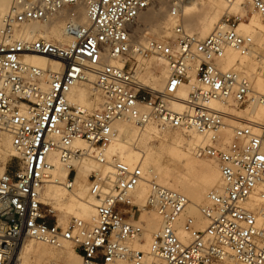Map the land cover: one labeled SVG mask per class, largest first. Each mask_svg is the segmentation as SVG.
I'll list each match as a JSON object with an SVG mask.
<instances>
[{"label":"built area","instance_id":"obj_1","mask_svg":"<svg viewBox=\"0 0 264 264\" xmlns=\"http://www.w3.org/2000/svg\"><path fill=\"white\" fill-rule=\"evenodd\" d=\"M155 1L14 0L2 17L0 133L11 137L10 159L15 164L7 162L0 173V264H21L20 243L27 239L50 246L69 242L80 264H222L226 260L264 264V122L238 120L226 143L220 134L233 116L211 106L213 101L233 109L264 103V95L254 91L252 78L238 64L225 70L219 65L226 49L242 56L254 53L252 38L238 31L245 18L224 16L200 39L182 27L180 18L185 4L200 0H166L174 22L169 36L161 41L147 39L144 47L132 50L131 28ZM245 1L262 19L264 45V0ZM79 8L85 12L84 24L77 19ZM63 10L66 44L14 37L23 26L48 22ZM132 53L163 61L164 91L154 92L140 83ZM28 55L42 56L61 68L50 71L26 65ZM192 70L194 83L182 110L175 111L169 102L175 99L177 87L190 84ZM87 75L94 77L101 98L92 111L67 99L70 89L86 81ZM258 76L264 80V65ZM119 120L130 121L137 129L154 125L201 137L193 155L216 164L223 186L220 193L209 192L206 204L198 207L206 221L204 229L195 228L194 218L185 215L189 201L182 194L152 181L145 208L156 213L161 227L152 235L148 252L132 246L143 232L133 194L144 175L138 165L106 157L116 135L112 125ZM76 140L84 142L87 150L73 147ZM51 155L69 170L61 184L67 191L75 189L73 165L88 158L96 162L97 168L86 178L88 195L94 200V224L83 236L82 221L72 219L66 227L58 226L55 211L41 200L53 169ZM255 198L258 205L248 207ZM181 233L186 237L181 238Z\"/></svg>","mask_w":264,"mask_h":264},{"label":"bare ground","instance_id":"obj_2","mask_svg":"<svg viewBox=\"0 0 264 264\" xmlns=\"http://www.w3.org/2000/svg\"><path fill=\"white\" fill-rule=\"evenodd\" d=\"M13 3L14 0H0V26L2 17L10 12ZM245 3H247L245 0H235L230 3L226 0H200L197 3L185 4L180 9L181 25L189 33L197 30V34H192L200 39H204L212 32L215 26L219 24L224 15L229 16V14H238L240 18H244ZM162 6H160L158 10L143 16V27H140L141 25H139L135 28L134 26L131 28L130 38L132 50H135L138 47H144L147 39L161 41L169 36L174 22L169 18L167 12L163 10L164 8H162ZM247 7L252 11V14L247 20L239 21L238 31L240 34L252 38L255 44L254 53L242 56L235 49H226L224 52V58L219 65L225 70L238 64L243 73L252 78L254 91L264 95V80L258 76L260 66L264 65V45H261L260 43L262 19L249 4H247ZM148 9L146 10L149 11ZM143 13L140 14L138 18H142L141 15H143ZM64 14L65 10L59 12L48 22L27 24L23 26L21 31H15L14 37H23L25 39L42 38L57 44H66L69 40L64 33L63 20L61 19ZM77 19L81 24L86 22L83 8L78 9ZM194 27L195 29H193ZM145 31H147L150 36L146 35L144 33ZM144 35H146V38ZM159 36L160 39L157 38ZM133 54L134 53H132V55ZM134 55L137 57L139 63L142 61L147 62L151 56H154H143L138 53H135ZM154 57L158 59L161 67H163L159 75L142 73L139 69V65H136L137 67L134 69V72L137 79L142 85H144V87L151 89L154 92H162L166 88V70L163 61L156 56ZM24 63L29 66L50 71H59L61 68L57 62L39 55L25 56ZM109 63L121 66V63L118 61L111 60ZM245 71L252 74H246ZM188 77L190 84H182L177 87L174 92L175 99L169 102L170 107L175 111L182 110V101L190 92V85L194 83L193 70L190 71ZM93 83L94 77L92 75H87L86 81L74 85L67 95L69 103L88 111L98 108L101 98L95 90ZM211 106L223 110L225 113L233 116L232 119L226 121V127L229 126L230 129L235 122H238V120L264 122V103L255 102L249 104L246 108L248 112L245 115L247 119L241 118L243 116L241 114H232L229 106L222 105L219 102L213 101L211 102ZM228 123L232 125L230 126ZM112 127L116 135L112 142L107 146L106 157L109 158L111 156H116L119 160L129 166L138 165L142 169L144 175V181L138 185L133 194V203H135L138 208H142L139 215V222H143L144 225L146 223L147 226L149 225L147 230L148 233L145 234V225L141 234L143 241L140 237L139 240L132 243V246L134 247V244H136L137 246L134 247L135 249L145 253L148 252L152 235L161 227L160 219L156 213L153 210L149 211L150 209L147 211V208H145L147 197L150 192V183L152 181L162 187L182 194L189 201L185 209V215L188 213L189 216L194 218L195 228L200 230L204 229L206 227V221L200 215L198 207L204 202V204H206V196L209 192L214 191L220 193L223 186L219 172L216 168L201 160L191 161L187 157V153L182 150L185 149L188 151V148H190L189 152L195 159H198L193 155L192 150L195 145L201 143V137L194 133L185 134L177 130H159L154 125H148L142 129H137L128 120L116 121L113 123ZM226 127L224 129H226ZM153 134L158 139H171L172 146H170L166 152L171 158L177 160L182 165L183 174L181 176L174 175L169 169L164 168L157 163L160 152L149 146L148 143L149 138H151ZM182 137L186 138L185 142ZM222 140L224 141L223 138ZM73 147L80 150H87L85 143L82 141H74ZM0 151L4 152L0 153V173H2L8 162V157L14 155L11 149V137L5 133H0ZM49 161L52 163L53 169L50 171V181L45 184L41 190V200L49 203L53 210L72 213V219L82 221L84 226L81 230V235H84L94 224V200L88 195L86 178L93 169L97 168L96 162L88 158L82 164H74L73 168L76 172L74 178L75 189L73 191H67L61 184L67 179L69 170L60 164L56 155L49 156ZM219 187L220 190L218 191ZM257 205L258 200L255 198L247 206L252 208ZM56 224L63 228L67 226V224H59L57 221ZM180 237H186V234L181 233ZM25 241L26 240H23L20 243L19 258L21 264H23L22 253L25 261L29 264H33V261L36 259L54 260L56 257L63 256L69 251V246L63 244L69 242H62L59 246H50L34 241L38 243L34 246L33 244H25ZM69 244L73 249L72 244ZM76 257L78 259L79 255ZM64 264L76 263L73 260H67ZM115 264L125 263L117 262ZM222 264L233 263L226 260Z\"/></svg>","mask_w":264,"mask_h":264},{"label":"rangeland","instance_id":"obj_3","mask_svg":"<svg viewBox=\"0 0 264 264\" xmlns=\"http://www.w3.org/2000/svg\"><path fill=\"white\" fill-rule=\"evenodd\" d=\"M162 2V4H161V2ZM164 2V3H163ZM160 3V4H159ZM162 6V8H164L163 10L165 11V12H167L166 11V0H156L155 2H154V4L152 5V7L150 8V9H148L149 11H144V13H143V15H141L142 16V18H138L137 19V21H136V24H134L133 26H134V28L135 27H137V26H139V25H141L140 27H143V25H142V23H143V16L145 15V14H150V13H152V12H154L155 10H158V8H160V6ZM159 6V7H158ZM244 11H245V16H244V18H245V20H247L248 19V17L252 14V11L250 10V9H248V7H247V3H245V8H244ZM228 15V14H227ZM225 16V15H224ZM223 16V17H224ZM229 16L230 17H237V18H240L239 17V15L238 14H229ZM222 17V18H223ZM193 29H195V27L193 28ZM197 30H194L192 33H194V34H197ZM146 35H149L150 36V34L147 32V31H145L144 32ZM146 35H144V37L146 38ZM157 38H159L160 39V36L159 37H157ZM133 59H134V69L139 65V69L141 70V72L142 73H149V74H153V75H159L160 74V72H161V69L163 68V67H161V64L159 63V61H158V59H156L154 56H151L150 57V59L147 61V62H141V63H139L138 62V59H137V57L133 54ZM136 61H137V63H136ZM140 61V60H139ZM132 62H133V60H132ZM137 65V66H136ZM245 73L246 74H249V75H251L252 73H250V72H247V71H245ZM144 86V85H143ZM100 103L101 102H99V105H100ZM246 108L247 107H242V108H240V109H232V108H230V112L232 113V114H234V115H236V114H241V115H243L241 118H243V119H247V117H245V115L247 114V112H248V110H246ZM230 123V122H229ZM228 123V125H232V124H229ZM233 125H235V123L233 124ZM232 125V126H233ZM220 136H221V138H223L224 139V142H226V143H228L230 140H231V137H232V130L230 129V127L228 126V127H226V129H224V130H222V132H221V134H220ZM182 139L184 140V142L186 141V138L185 137H182ZM148 143H149V146H151V147H153V148H155L157 151H159L160 153H159V155H158V161H157V163L159 164V165H161V166H163L164 168H167V169H169L170 171H171V173H173L174 175H178V176H181L182 174H183V168H182V165L177 161V160H174L173 158H171L170 156H169V154L166 152V150L170 147V146H172V141H171V139H165V138H163V139H158L157 137H155V135L153 134L152 135V137L151 138H149V140H148ZM189 150H190V148H188ZM184 152H186L187 153V157L191 160V161H203V162H205L206 164H209V165H211L212 167H214V168H216L217 170H218V168H217V166H216V164L213 162V161H211V160H209V159H195L193 156H192V154L189 152V150L188 151H186L185 149H182ZM0 153H4L3 151L1 152L0 151ZM10 157H12V156H10ZM10 157H8V159H7V161H8V163H9V165L11 166H13L15 163H14V160L13 159H10ZM86 184V183H85ZM220 190V187H219V189H218V191ZM205 199V198H204ZM204 199H203V201H204ZM202 201V202H203ZM44 202V201H43ZM201 202V203H202ZM205 203V202H204ZM203 203V204H204ZM135 204V203H134ZM203 204H201V205H203ZM142 208H139V213H141V210ZM145 209V208H144ZM147 211H148V208L146 209ZM55 211V218H56V220H57V222L59 223V224H68L69 223V221L70 220H72V213H68V212H60L59 210H54ZM149 211H151V210H149ZM187 215H189L188 213H187ZM136 216H137V214H136ZM55 218H51V219H53V221L55 220ZM143 223V222H142ZM145 225H146V227H145V234H147L148 233V226H147V224L145 223ZM144 224H143V230H144V226H145ZM81 236H83V235H81ZM141 239H142V236H141ZM142 241H143V239H142ZM25 244H33L34 246H36L38 243H36V242H32V241H30V240H26L25 241ZM63 244H67L68 246H69V251H67V253H65L63 256H60V257H56V259H54V260H48V259H36L35 261H33V264H64V262L65 261H67V260H73L76 264H79V262H80V259H79V257H78V259H77V257L76 256H78V254L76 253V251L74 250V249H72V247L70 246V244L69 243H63ZM135 246H137L136 244H134V247ZM24 252V251H23ZM22 260H23V264H29V263H27L26 261H25V259H24V255H23V253H22Z\"/></svg>","mask_w":264,"mask_h":264}]
</instances>
